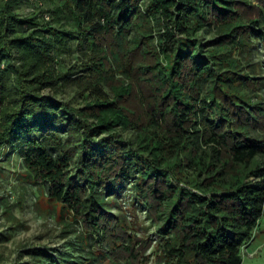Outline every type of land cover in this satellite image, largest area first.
<instances>
[{"label":"trees","instance_id":"trees-1","mask_svg":"<svg viewBox=\"0 0 264 264\" xmlns=\"http://www.w3.org/2000/svg\"><path fill=\"white\" fill-rule=\"evenodd\" d=\"M260 45L264 0H0V175L17 153L21 186L81 227L82 255L18 264H150L151 231L155 264H244L264 221Z\"/></svg>","mask_w":264,"mask_h":264},{"label":"rangeland","instance_id":"rangeland-1","mask_svg":"<svg viewBox=\"0 0 264 264\" xmlns=\"http://www.w3.org/2000/svg\"><path fill=\"white\" fill-rule=\"evenodd\" d=\"M255 13L256 10L246 9L244 13ZM212 37H208L211 39ZM256 60L263 64L264 74V48L261 45L257 51ZM73 89L61 94L62 99L71 100L75 97ZM77 100V99H75ZM130 104L138 112H142L140 96L137 92L130 99ZM5 175H0V196L6 197L11 205V213H5V205L0 202V234H11L10 240L0 243V264H18L32 260L29 250L37 246H43L60 261L59 252L70 250L73 256H80L82 253L74 250L71 243L78 244L81 227L72 223L69 218L62 219L48 203L47 199H38L37 187L33 185L21 186L18 180L19 172L23 171L22 160L14 155V162L6 165ZM17 172V173H15ZM3 183V184H2ZM69 224V225H68ZM143 235H149L153 245L150 264H155V243L158 235L151 231ZM85 256V255H84ZM82 262L85 259H81ZM67 264V263H64ZM98 264H124L122 262L104 261ZM244 264H264V221L251 244L244 250Z\"/></svg>","mask_w":264,"mask_h":264}]
</instances>
